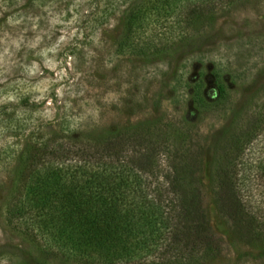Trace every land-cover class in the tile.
I'll return each instance as SVG.
<instances>
[{"label":"rangeland","instance_id":"obj_1","mask_svg":"<svg viewBox=\"0 0 264 264\" xmlns=\"http://www.w3.org/2000/svg\"><path fill=\"white\" fill-rule=\"evenodd\" d=\"M263 106L264 0H0V264H86L7 222L6 204L31 145L74 160L112 131L155 150L201 145L194 186L209 228L194 250L113 264H264L214 201L215 166L253 129L237 186L264 217ZM158 156L163 189L171 160Z\"/></svg>","mask_w":264,"mask_h":264},{"label":"trees","instance_id":"obj_2","mask_svg":"<svg viewBox=\"0 0 264 264\" xmlns=\"http://www.w3.org/2000/svg\"><path fill=\"white\" fill-rule=\"evenodd\" d=\"M219 1L201 0V4L209 10ZM193 84L200 85L197 79ZM254 129H264V111ZM252 130L230 146L233 159L215 166L214 201L239 241L259 242L264 249V217L245 204L237 186L235 157L242 154ZM138 136L109 132L102 142L90 141L78 149L74 160H66L49 144L43 149L31 145L21 153L24 160L15 194L6 204V221L16 227L23 219L27 234L86 264L129 263L163 247L182 253L194 250L209 238L194 186L202 146L188 142L155 150ZM137 155L145 157L143 163ZM158 155L171 160L168 173L160 175L166 180L163 189L161 183L153 186L160 178L155 175Z\"/></svg>","mask_w":264,"mask_h":264}]
</instances>
